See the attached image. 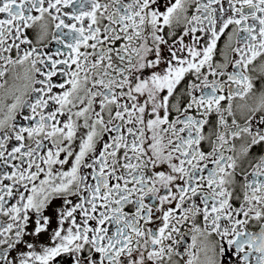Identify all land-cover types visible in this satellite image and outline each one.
Segmentation results:
<instances>
[{
	"label": "snow or ice",
	"instance_id": "obj_1",
	"mask_svg": "<svg viewBox=\"0 0 264 264\" xmlns=\"http://www.w3.org/2000/svg\"><path fill=\"white\" fill-rule=\"evenodd\" d=\"M10 68L0 264H264V0H0Z\"/></svg>",
	"mask_w": 264,
	"mask_h": 264
},
{
	"label": "flooded vegetation",
	"instance_id": "obj_2",
	"mask_svg": "<svg viewBox=\"0 0 264 264\" xmlns=\"http://www.w3.org/2000/svg\"><path fill=\"white\" fill-rule=\"evenodd\" d=\"M51 34H52V27L50 26L48 36H47V38L43 42L44 44H47L51 40ZM28 35L35 42L36 35H37L36 30H34V29L28 30ZM36 46L37 47H43V44H37ZM56 47H57V45H55L54 43H52V44L49 45V48L52 51H54ZM13 57H15V53L14 52H13ZM254 75H256V73H254ZM4 80H7V84L5 85V89L0 90V97H3V102L4 103H11L12 102L11 95L8 94L7 91H6L9 87H11L13 85L11 68H10L9 72L6 73L4 79L3 80H0V83H3ZM16 83L19 84L20 82L17 81ZM213 119H215V118H213ZM21 122L22 123H27L25 121H21ZM237 143L239 144V142H237ZM205 148H207V145H205ZM259 151H260L259 149H253V153H257ZM226 154H231V153H226ZM59 203H60L59 201H56L55 204L53 205V207L59 206ZM0 222H6V218L0 217ZM159 223L160 222L157 221L156 224L151 225V227L156 228L157 226H159ZM53 226H55V225H53ZM179 227L181 228V232H187V230L191 227V225L188 224V223H186V224L181 225ZM250 230H258V229H253L251 227V225H250ZM40 240L43 241L44 243H47V236L46 235L45 236H41L40 237ZM187 242L190 243V238H188ZM13 255H15V253ZM224 259L226 261V264H233V261L228 256H226ZM66 260H67L66 257L62 258L61 261H60V264H64V261H66ZM69 264H70V262H69Z\"/></svg>",
	"mask_w": 264,
	"mask_h": 264
}]
</instances>
